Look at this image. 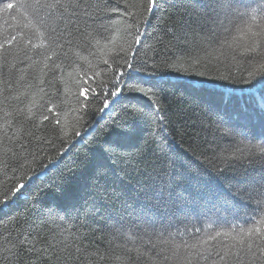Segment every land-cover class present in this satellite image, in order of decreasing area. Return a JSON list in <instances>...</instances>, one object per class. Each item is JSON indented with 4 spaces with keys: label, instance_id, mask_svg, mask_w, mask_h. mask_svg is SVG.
I'll return each mask as SVG.
<instances>
[{
    "label": "trees",
    "instance_id": "1",
    "mask_svg": "<svg viewBox=\"0 0 264 264\" xmlns=\"http://www.w3.org/2000/svg\"><path fill=\"white\" fill-rule=\"evenodd\" d=\"M19 2L0 0V192L12 184L17 157L30 166L19 169L17 178L25 172L32 176V169L39 168L38 162L33 163L39 149L44 151L36 159L46 157L43 163L48 167L28 188L26 198L0 220V264H9L7 250L16 238L29 234L36 249L48 251L39 259L25 251L12 264H121L125 246L132 250V264H136L137 249L144 252L145 247L131 242L135 235L127 227V217L162 183L165 157L173 155L177 146L199 155L207 146L206 138L212 136V131L206 133L205 129L213 121L223 116L229 125H237L240 121L231 119L232 115L242 106L253 112L255 106L239 92L226 102L218 95L183 87H170L151 100L125 93L113 103L108 95L110 89L115 90L112 83L127 71L125 60L134 59V50L145 58L161 46L168 50L170 62L187 67L189 62L201 60L211 69L210 75L226 76L231 70L239 76L238 68L254 67L240 54V46L246 42L245 26L241 23L231 33L229 49L203 40L194 0H162L155 14L145 12L146 0H72L73 6L63 0L65 8L40 10L21 9ZM52 2L40 0L41 4ZM8 3L14 7L6 9ZM74 10L81 16L86 11L89 17L107 15L110 19H71ZM138 33L143 47L135 43ZM242 74L247 76V72ZM105 98L111 114L98 111L104 107ZM133 106L148 113L154 107L159 109L157 117L145 126L151 127V134L138 130L133 142L117 149L123 158L103 154L105 130L129 119L128 109ZM75 132L84 140L70 147L77 139ZM47 141L55 144V150ZM228 144L227 140L222 142V146ZM61 148L69 151L58 157ZM52 203L67 211H60L53 219L46 211ZM246 211L241 209L240 215ZM185 224L189 231L193 225L201 227L203 236L215 231L235 235L249 227L264 232V214L255 215L254 222L239 219L231 224L192 216ZM185 224L179 225L181 236L176 243L191 242L184 232ZM222 242L232 241L221 236L215 243ZM253 251L257 254L244 255L241 264H264V255L255 247ZM139 264L151 262L142 259Z\"/></svg>",
    "mask_w": 264,
    "mask_h": 264
},
{
    "label": "snow or ice",
    "instance_id": "2",
    "mask_svg": "<svg viewBox=\"0 0 264 264\" xmlns=\"http://www.w3.org/2000/svg\"><path fill=\"white\" fill-rule=\"evenodd\" d=\"M161 2L162 0H146L145 12L155 14ZM194 3L198 5L195 11L199 27L205 34L203 40L208 43H217L221 48L227 46L231 49L229 36L234 30H238L239 24L245 26L243 36L246 42L240 46V54L246 64L254 66L253 69L238 68L237 72L241 73L239 76L234 75L231 70L226 76L210 75L211 69L201 60L189 62L187 67L170 62L167 59L168 50L164 46L152 56L145 58H140L139 51L134 50V59L131 62L125 60L124 67L127 71L116 76L112 83V89L115 90L110 89L108 95L113 98V103L125 93L139 94L151 100L158 98L170 87H183L218 95L226 102L231 101L234 93L239 92L246 95L255 107L253 112H249L244 106L235 112L231 119L240 121L237 125H229L223 116L213 121L205 129L206 133L211 130L212 136L206 138L207 146L199 155L177 146L173 155L165 157L162 183L145 204L134 209L127 217V227L135 235V240L131 242L135 244L138 241L145 247L144 252L137 249L136 264L142 259L151 264H192L193 261L197 264L199 261H205L206 264H228L230 259L233 264H241L244 255L257 254L253 247L264 255V232L259 227L241 228L235 235L215 231L214 235L203 236L201 227L193 225L189 231L185 224L192 216L197 220L200 217H207L212 223L223 221L231 224L233 220L239 219H243L245 223L254 222L255 215L264 214V207H261L264 205V0H194ZM68 6H73L72 0H68ZM13 7L12 3L5 5L6 9ZM17 7L40 10L44 7L65 8L66 5L63 0H54L50 4H41L40 0L29 4L27 0H20ZM36 16L40 23H43L39 11H36ZM70 18L101 21L110 19L107 15L92 18L86 11L81 16L76 10L72 12ZM167 30L172 32V27H168ZM232 40L235 42V37ZM135 43L143 47L139 33L135 37ZM232 59L235 60V56ZM199 68H204V71H197ZM243 72H247L246 77ZM102 103L104 107L98 111L103 113L107 110L111 114L108 99L105 98ZM158 111L156 107L150 113L138 110L134 106L130 107L129 119L109 125L110 131L105 130L106 138L101 145L102 153L123 158L117 149L133 142L138 130L151 134V127L145 126L150 125L152 119L157 117ZM74 136L77 139L70 147H75L76 143H83L84 136L81 133L75 132ZM225 140L229 141V144L222 146ZM147 142L148 135L145 136V144ZM47 143L50 149L55 150L53 142ZM63 143L61 141V144ZM43 151L39 149L33 155V163L38 162L39 168L32 169L34 173L32 176L25 172L17 178L19 169L30 167L21 163V158L17 157V168L12 169V184L0 192V220L6 218L9 210L26 198L28 188L48 167L43 163L46 157L39 161L36 159L37 156H42ZM68 151V148H61L58 157ZM58 162V159L52 162L53 166ZM241 209L247 210L243 217L240 215ZM46 211L55 219L56 214L67 209L58 203H52ZM124 223L121 221L122 226ZM180 224H185L184 232L188 233L191 242L181 240V243H176L177 237L181 236ZM173 227L176 229L175 232L172 231ZM29 236L17 237L13 247L7 250L6 259L9 264L25 251L38 259L48 251L36 249ZM221 236L225 241L230 239L231 244L223 242L220 245L216 244ZM221 247L227 250L222 252ZM131 251L127 246L124 247L125 255L121 259V264H132ZM52 255L55 256V252Z\"/></svg>",
    "mask_w": 264,
    "mask_h": 264
}]
</instances>
